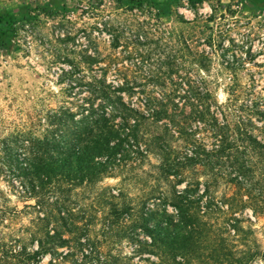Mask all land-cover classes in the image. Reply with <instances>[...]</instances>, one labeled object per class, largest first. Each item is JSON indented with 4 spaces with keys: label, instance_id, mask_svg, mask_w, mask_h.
<instances>
[{
    "label": "rangeland",
    "instance_id": "374dc122",
    "mask_svg": "<svg viewBox=\"0 0 264 264\" xmlns=\"http://www.w3.org/2000/svg\"><path fill=\"white\" fill-rule=\"evenodd\" d=\"M160 1L0 0L3 11L23 8L29 13L20 22L11 52L0 53V264H19L3 253L30 231L35 215L26 205L34 200L25 196L17 178L18 143L29 132L45 135L52 127L50 119L60 111L77 112L88 105L84 101L98 93L99 82L123 86L125 100L141 111L150 99L163 98L174 101L185 114L209 106L229 132L250 121L260 124L264 0H175L164 5ZM163 122L169 120L163 118L149 131H163ZM187 128L212 146V133L200 122L190 120ZM169 144L185 154L186 134L175 131ZM138 157L105 176L94 193L79 197L77 208L86 209L87 217L95 221L91 241L98 247L90 252V248L64 246L60 251L65 258L47 253L38 264H264V218L254 216L248 207L238 215L245 227L254 230L252 236L261 250L253 261L237 262L233 245L231 258L223 261L216 246L220 236L213 234L203 238L202 249L191 255L189 263L186 251L183 257L172 251L162 263L152 247L144 245L150 236L132 224L153 182L147 173H153L151 164L159 161L152 151ZM225 167L226 172L231 170L229 163ZM185 185L186 181L177 187ZM233 187L220 184L218 198L223 192L232 194ZM108 190L121 193L115 201L129 203L133 215L125 223L118 219L106 232L102 223L112 209L98 204L96 193ZM147 205L154 206L151 200Z\"/></svg>",
    "mask_w": 264,
    "mask_h": 264
},
{
    "label": "trees",
    "instance_id": "16d2710c",
    "mask_svg": "<svg viewBox=\"0 0 264 264\" xmlns=\"http://www.w3.org/2000/svg\"><path fill=\"white\" fill-rule=\"evenodd\" d=\"M172 1L175 0H162L160 4ZM28 14L23 8L0 9V53L11 52L20 22ZM98 84V93L90 95L84 101L88 105L84 104L80 111H60L50 119L52 127L45 135L29 132L18 143L21 153L17 158V178L25 196L34 200L26 205L34 209L35 215L30 231L16 240L20 244L15 242L9 251H4L5 257L19 264H38L47 253L65 258L60 251L64 246L90 248V252L97 248L91 241L95 221L87 217L86 209L77 208L79 197L94 193L105 176L152 151L159 158L151 164L153 173H147L153 182L143 195L138 219H132V224L151 238L144 245L151 246V252L157 253L162 263L172 251L182 257L186 251L189 263L191 255L202 249L203 238L218 234L216 246L223 261L234 253L230 245L238 253L237 262L253 261L261 250L252 236L254 230L244 226L238 213L248 207L254 216L264 218V112H259L260 124L250 121L248 126L229 132L209 106L196 107L185 114L174 101L154 98L141 111L125 100L123 86ZM163 118L169 120L162 123L163 131H149V126L158 125ZM190 120L211 131V147L199 140L194 130H187ZM170 124L176 126L180 136L186 134L183 155L169 144L175 133ZM228 163L231 170L226 172L223 166ZM184 181L186 185L179 189L177 186ZM222 183L233 185V193L223 192L218 198ZM96 195L98 204L112 209L102 223L104 231H111L118 219L125 223L133 215V207L119 204L115 201L118 195L110 190ZM150 200L153 207L147 205Z\"/></svg>",
    "mask_w": 264,
    "mask_h": 264
}]
</instances>
